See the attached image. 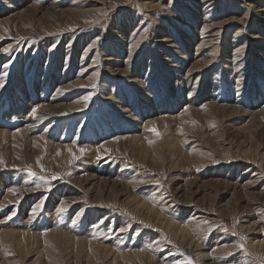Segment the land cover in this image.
<instances>
[{"label": "rangeland", "instance_id": "rangeland-1", "mask_svg": "<svg viewBox=\"0 0 264 264\" xmlns=\"http://www.w3.org/2000/svg\"><path fill=\"white\" fill-rule=\"evenodd\" d=\"M0 37V264H264V0H0Z\"/></svg>", "mask_w": 264, "mask_h": 264}, {"label": "snow or ice", "instance_id": "snow-or-ice-1", "mask_svg": "<svg viewBox=\"0 0 264 264\" xmlns=\"http://www.w3.org/2000/svg\"><path fill=\"white\" fill-rule=\"evenodd\" d=\"M0 38H2V37H0ZM10 49L9 48H4L3 49V51L4 52H8ZM3 85L2 84H0V87H2ZM90 97H84V99L85 100H88ZM33 114H35V112H36V109L34 108L33 110ZM193 124H195V121H193L192 122ZM150 132H152L155 136H157V137H159L160 136V133H159V131L153 126V127H151V128H149L148 129ZM148 143L151 145L152 143H153V141H151V140H149L148 141ZM79 152H80V154L81 155H83L84 154V152H85V149H83V148H81V149H79ZM58 155H59V153H57ZM76 159H79V157L78 156H73V160H76ZM72 161H69V163H71ZM37 163H39V160L37 161ZM29 171H31L30 169H29ZM32 175H35V173H32ZM56 178V176H55V174L53 175V179H55ZM158 183V182H157ZM37 187H39V185H37ZM11 191H13V193L15 192V189H13V190H11ZM103 206V205H102ZM38 207H39V205H38ZM107 207H112V205H107ZM60 211H64V209L63 208H61L60 209ZM11 217H9V219H10ZM75 222V221H74ZM127 229H125V228H121L120 229V231H126ZM240 239L241 240H243L244 239V237L243 236H241L240 237ZM46 244H47V242H45ZM237 247L238 248H242L243 247V245H237ZM89 250H91V249H89ZM144 249H141V251H143ZM229 255H231V253H229ZM187 259V258H186ZM177 264H184V262H177ZM188 264H192V262H191V260L190 259H188Z\"/></svg>", "mask_w": 264, "mask_h": 264}, {"label": "bare ground", "instance_id": "bare-ground-1", "mask_svg": "<svg viewBox=\"0 0 264 264\" xmlns=\"http://www.w3.org/2000/svg\"><path fill=\"white\" fill-rule=\"evenodd\" d=\"M213 6L212 5H207V8L206 9H208L206 12H210V11H212L213 10V8H212ZM133 46V45H132ZM130 48V47H129ZM131 49V48H130ZM132 50V49H131ZM131 50H129V51H131ZM129 54V53H128ZM131 54V53H130ZM130 54H129V56H130ZM128 58H130V57H128ZM114 63L116 64V63H119V60H115L114 61ZM171 67H173V65L171 66ZM116 70V69H115ZM114 71V70H113ZM120 71V70H119ZM122 71V70H121ZM115 72V71H114ZM121 74H122V72H120ZM124 73V72H123ZM119 74V73H118ZM168 106V105H167ZM21 235V234H20ZM22 236V235H21Z\"/></svg>", "mask_w": 264, "mask_h": 264}]
</instances>
